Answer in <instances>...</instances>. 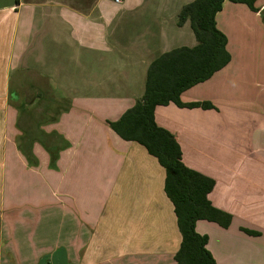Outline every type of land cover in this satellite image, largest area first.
I'll return each instance as SVG.
<instances>
[{
    "label": "crops",
    "instance_id": "0c3cea01",
    "mask_svg": "<svg viewBox=\"0 0 264 264\" xmlns=\"http://www.w3.org/2000/svg\"><path fill=\"white\" fill-rule=\"evenodd\" d=\"M113 1L123 7L95 17L96 0H0V264H177L166 170L109 122L143 96L155 58L197 44L190 22L177 24L194 0ZM256 7L223 2L231 60L181 94L213 108L155 109L233 217L196 223L217 264H264V0Z\"/></svg>",
    "mask_w": 264,
    "mask_h": 264
},
{
    "label": "trees",
    "instance_id": "16d2710c",
    "mask_svg": "<svg viewBox=\"0 0 264 264\" xmlns=\"http://www.w3.org/2000/svg\"><path fill=\"white\" fill-rule=\"evenodd\" d=\"M224 1L194 0L182 7L178 25L189 21L197 44L181 46L155 58L147 70L143 96L118 120L109 122L120 137L145 146L166 170L165 190L174 204L182 234L181 246L175 254L177 264H217L207 247L208 236L197 232L196 223L208 220L229 227L233 217L212 204L208 195L215 180L185 165L179 142L173 133L157 124L155 109L171 102L180 107L213 108L208 101L184 103L181 94L211 78L231 60L227 37L216 23ZM229 1L258 10L257 0Z\"/></svg>",
    "mask_w": 264,
    "mask_h": 264
},
{
    "label": "rangeland",
    "instance_id": "374dc122",
    "mask_svg": "<svg viewBox=\"0 0 264 264\" xmlns=\"http://www.w3.org/2000/svg\"><path fill=\"white\" fill-rule=\"evenodd\" d=\"M96 1H97V7H96L97 11L95 13V17L100 14V10L102 13V9L108 8L109 6L112 10H117V9L123 7V5L117 4L113 0H96ZM177 19H179L178 16H177ZM177 24H178V21H177ZM54 104H56L58 107H62V106H65L67 103H54ZM19 106L21 108V111L24 112V104L22 102H19ZM35 106L37 107L36 112L38 114H40V112L42 111V105L40 103H36Z\"/></svg>",
    "mask_w": 264,
    "mask_h": 264
},
{
    "label": "built area",
    "instance_id": "2783aa9c",
    "mask_svg": "<svg viewBox=\"0 0 264 264\" xmlns=\"http://www.w3.org/2000/svg\"><path fill=\"white\" fill-rule=\"evenodd\" d=\"M115 1L120 2L121 0H115Z\"/></svg>",
    "mask_w": 264,
    "mask_h": 264
}]
</instances>
